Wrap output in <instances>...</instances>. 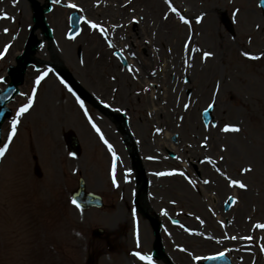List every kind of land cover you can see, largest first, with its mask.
<instances>
[{
  "label": "rangeland",
  "instance_id": "rangeland-1",
  "mask_svg": "<svg viewBox=\"0 0 264 264\" xmlns=\"http://www.w3.org/2000/svg\"><path fill=\"white\" fill-rule=\"evenodd\" d=\"M36 1L47 7L45 0ZM101 1L52 0L53 36L47 41L43 30L32 33L29 0H0V55L6 54L0 59V91L9 86L16 58L34 34L46 43L37 49L38 58L53 61L49 47L94 99L127 110L141 165L108 117L89 103L80 110L57 75L40 79L28 67L2 126L0 148L8 150L0 158V264H88L90 256L96 264H140L132 253L149 254L154 234L133 203L138 189L150 216L170 217L160 222V235L172 263L176 254L193 264L199 255L227 249L233 264H264V228L257 227L264 226V16L258 0H169L182 14L175 15L174 31L160 29L172 15L165 0L158 17L153 0H110L114 10L104 14L94 12ZM75 11L85 19L83 33L67 41L66 21ZM206 20L210 30L202 25ZM91 21L105 31L85 27ZM177 27L185 28L189 41L187 58L178 65L172 59ZM116 51L125 55L127 67ZM70 130L80 139V157L69 153L63 138ZM102 136L112 141L111 150ZM141 169L148 186L137 174ZM80 178L103 197L102 209L82 211L72 202ZM98 229L104 236H94Z\"/></svg>",
  "mask_w": 264,
  "mask_h": 264
},
{
  "label": "bare ground",
  "instance_id": "bare-ground-1",
  "mask_svg": "<svg viewBox=\"0 0 264 264\" xmlns=\"http://www.w3.org/2000/svg\"><path fill=\"white\" fill-rule=\"evenodd\" d=\"M163 1V0H162ZM161 0H153L154 2V5H155V8H152V14L154 13H157V17L159 15V11L162 9V7L165 5ZM107 4L105 3L104 6H106ZM107 10V8H104V9H101V11L99 13H104L105 11ZM168 15H170L169 17L171 18L169 22L167 23H161L160 24V29L161 30H170V31H174L175 28H176V24H175V13H171L169 12V10L167 11ZM210 20V19H209ZM209 20H206L205 22L202 23V25H204L206 27V30H210V27H209V23L210 21ZM178 28V31H179V35L177 36L178 38V41L176 43V46H175V50L172 52V59L173 61L175 62V64H180V61H181V58H183L185 56V59L187 58V48L189 47V44H188V38L184 37L182 35V32L185 33V28L184 27H177ZM147 30V28H146ZM187 31V29H186ZM56 60H58L57 57H55ZM178 70H180V68L178 67ZM172 78V77H171ZM155 92H153L154 94ZM156 94V93H155ZM213 179V178H212ZM214 182L215 184L218 183L219 184V188H220V191H222V186H220V183H219V179H217V177H215L214 179ZM225 191V190H223ZM223 193V192H222ZM223 198H220V199H217L218 201L222 200ZM214 210H216L215 208H213ZM233 224H242V222L239 220H235L233 222ZM243 225V224H242ZM231 230H233V226L231 227ZM190 240H192V238H190ZM177 259H178V262L180 264H183L186 260H187V256L185 255H177Z\"/></svg>",
  "mask_w": 264,
  "mask_h": 264
},
{
  "label": "snow or ice",
  "instance_id": "snow-or-ice-1",
  "mask_svg": "<svg viewBox=\"0 0 264 264\" xmlns=\"http://www.w3.org/2000/svg\"><path fill=\"white\" fill-rule=\"evenodd\" d=\"M72 7H75V6L73 5ZM173 11H175V9H173ZM3 18L7 19L8 17H3ZM181 19H183V17ZM183 22L185 24H188V20H183ZM199 22H200V20H197V23H199ZM93 27H95V25H93ZM5 51H7V49H5ZM208 55H210V54L205 53V56H208ZM2 58L3 57H0V59H2ZM249 58L250 59H256V57H249ZM37 83H39V80L37 81ZM81 106H83V105H81ZM30 107H31V104H29L25 108H22L20 110V114L22 115L25 112H27L28 108H30ZM93 127H95V125H93ZM15 128H16V123L13 122V125H12V135L13 136L16 134L15 133ZM224 131L225 132H229V131H231V132H239L240 129L239 128H228V127H226V128H224ZM7 150H8V146L7 145H5L3 148H0V158L4 157V155L7 152ZM109 150H111V145H109ZM248 171H251V169H248ZM159 175H161V176L172 175V173H160ZM181 175H183V173H181ZM113 183H115V180H113ZM204 183H208V181H204ZM233 183H235V182H233ZM239 187L244 188L245 186L243 184H240ZM73 203H75V201H73ZM76 207L78 208L79 205L77 204ZM257 227L264 228V226H261V225H258ZM137 244L139 245V241H137ZM132 255L136 256L141 261H147V264H151V258L150 257H145V256H143V255H141L139 253H135V252L132 253Z\"/></svg>",
  "mask_w": 264,
  "mask_h": 264
},
{
  "label": "water",
  "instance_id": "water-1",
  "mask_svg": "<svg viewBox=\"0 0 264 264\" xmlns=\"http://www.w3.org/2000/svg\"><path fill=\"white\" fill-rule=\"evenodd\" d=\"M78 193L80 194V196L85 200V202L88 204L89 202H93L96 201L98 198L93 196V195H85L84 194V187L82 186L81 189L78 191ZM99 205V204H98Z\"/></svg>",
  "mask_w": 264,
  "mask_h": 264
}]
</instances>
